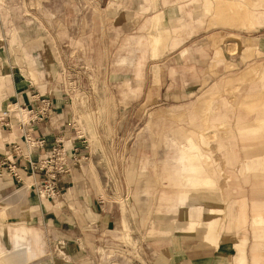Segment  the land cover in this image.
<instances>
[{
	"label": "crops",
	"instance_id": "obj_1",
	"mask_svg": "<svg viewBox=\"0 0 264 264\" xmlns=\"http://www.w3.org/2000/svg\"><path fill=\"white\" fill-rule=\"evenodd\" d=\"M27 1L31 4L38 0ZM47 1L38 2H45L43 13L48 17ZM60 1L96 3L98 14L104 9L101 7L103 0ZM192 1L184 0L179 10L191 5ZM254 4L252 7L245 0H207L204 7L213 10L224 23L238 20L248 24L255 16L250 13ZM38 13H42L41 10L27 8L13 11L10 17L0 14L3 18L0 22V115L8 110L10 122L9 126L0 123V163L14 161L20 175L18 180L6 165L0 166V209L8 226L0 230V251L14 249L18 242L23 244L26 261L21 264L31 260L26 264H242L236 245L245 239L247 242V236L244 233L239 239L229 231L231 228L246 230L247 199L243 189L235 183L236 178L232 179L233 165L229 166L225 180L227 217L219 216L224 211L220 204L205 197L215 196L220 189V168L212 150L206 148L210 139L215 140L220 152L224 150L225 141L236 138L255 143V147L251 144L244 147L245 154L252 159L264 158V129L245 132L253 127L254 111L248 113L238 106L239 90L245 84L233 90V100L231 95L221 96L216 103L212 94H208L203 99L212 110L207 120L195 121V114H191L189 119L193 126H180L173 132L172 140L178 143L172 156L175 162L168 164L164 172L174 190L163 193L167 206L165 202L154 204L159 178L145 170L149 157L144 156L141 166L133 169L131 147L125 149L124 146V152L119 155L115 141L106 138L101 129L94 127L92 119L87 118L88 109L75 101L80 92L66 85L65 67L77 65L62 55L69 43L57 42L47 28L40 32L34 22ZM152 18L157 23L163 16L155 14ZM197 22L202 20L197 18ZM67 34L62 31V35ZM230 43H233L231 49H235L228 51L234 54L236 42ZM212 46L214 52L216 48L220 50L215 42ZM77 49L71 47L72 51ZM220 54L222 56L221 51ZM225 86L224 80L216 86L215 92L226 90ZM46 103L49 105L47 117L24 129L19 127L13 107L37 108ZM232 116H235L233 129L227 124ZM222 123L228 125V129L225 134L216 136L215 128ZM25 132L34 139L44 138L46 143L29 152L28 157H15L12 145L14 142L23 144ZM201 133H213V137L202 144ZM188 137L206 156L200 159L195 151L184 150L195 147ZM56 140H62L71 168L68 174L60 176L59 195L50 198L36 188L41 174L31 172L29 162L46 156ZM224 154L229 164L236 162L233 150H224ZM195 161L204 168L202 176L214 181L215 192L192 189L185 182L190 175L189 170L184 171L185 164H196ZM251 169L248 159L241 162L240 173L246 182ZM260 173L258 170L253 174L257 188L256 195L251 198L253 216L264 214V177ZM202 195L203 200L199 198ZM251 226L254 231L252 222ZM256 232L258 235L259 230ZM255 238L249 259L244 249L246 264H264V240L259 236Z\"/></svg>",
	"mask_w": 264,
	"mask_h": 264
},
{
	"label": "rangeland",
	"instance_id": "obj_2",
	"mask_svg": "<svg viewBox=\"0 0 264 264\" xmlns=\"http://www.w3.org/2000/svg\"><path fill=\"white\" fill-rule=\"evenodd\" d=\"M38 1L29 4L27 0H0V14L10 17L13 11L37 8L42 12L34 19L38 30L42 32L47 28L48 34L57 42L69 43L62 55L77 65L65 67L67 88L80 92L75 101L88 109L87 114L90 115L87 118L92 119L94 127L101 129L106 138L115 141L119 155L124 152V146L125 149L131 147L133 169L141 166L144 156L149 157L145 170L159 178L157 193L152 201L154 204L164 203L163 193L174 190L164 172L168 164L175 162L172 156L178 143L172 140L173 132L180 126L192 127L191 114H195V121L207 120L212 110L203 99L208 94H212L216 103L221 96L231 95L233 100V90L245 84L239 90L241 98L238 106L248 113L254 111L253 127L245 132L264 129V0H245L252 7L255 3L254 10H250L255 16L248 24L238 20L224 23L213 10L205 9L207 0H193L197 4L192 1L181 11L179 7L184 0H111L115 3L103 0L101 7L104 9L99 14L96 3L67 4L49 0L46 2L48 17L43 13L45 2ZM155 14H161L163 19L154 22L152 17ZM197 18L202 22L198 23ZM62 31L68 34L62 35ZM231 41L236 42L234 54L230 53L235 49H231ZM213 42L220 50L216 48L214 52ZM247 46L249 49L245 50ZM71 47L79 50L72 51ZM224 80L226 90L215 92L216 86ZM234 121L235 116H232L227 123L229 128H234ZM228 125L218 124L216 136L225 134ZM212 137L213 133H201V143L206 144ZM188 140L195 147H186L185 151H195L200 159L206 156L192 138L188 137ZM210 141L206 148L212 150L220 168V189L215 196L205 198L220 204L224 211L219 216L223 219L227 217L225 180L229 166L233 165L232 179L236 178L235 183L243 189L247 199V222L246 230L231 228L229 233L236 234L239 239L246 234L247 242L245 239L236 245L240 262L246 264L244 249L249 259L255 236L264 240V214L253 216L255 213L251 205V198L257 190L253 174L261 170L260 174L264 177V158L252 159V156L246 155L244 147L252 142L236 138L231 142L225 141L223 147L225 151L231 149L236 153V162L229 164L224 150L220 152L215 140ZM246 159L253 169L247 182L240 173L241 162ZM202 169L204 171L203 166ZM201 188L202 191L215 192L216 186L211 179L210 184L196 190ZM199 198L203 200L204 196ZM3 217L0 209L2 231L8 227ZM214 225L215 222L212 234ZM262 254L264 256V248ZM0 261V264H6L9 258L0 256Z\"/></svg>",
	"mask_w": 264,
	"mask_h": 264
},
{
	"label": "built area",
	"instance_id": "obj_3",
	"mask_svg": "<svg viewBox=\"0 0 264 264\" xmlns=\"http://www.w3.org/2000/svg\"><path fill=\"white\" fill-rule=\"evenodd\" d=\"M49 105L43 104L37 108H27L26 106H15L13 111L16 113L19 127L24 129L27 125L37 122L47 117ZM8 110H5L0 115V123L9 126L10 122L7 119ZM46 141L44 138L34 139L29 132L23 135V144L14 142L12 145V152L15 157H28L29 152L42 148ZM77 160V159H75ZM6 165L9 171L16 179H20L17 171V166L14 161H2L0 166ZM70 164L68 162V155L62 146V140H56L51 147L49 153L40 158L37 162H29V169L31 172L38 171L41 174V181L36 184L39 192L50 198H55L59 195V179L60 176L68 174L70 171Z\"/></svg>",
	"mask_w": 264,
	"mask_h": 264
},
{
	"label": "bare ground",
	"instance_id": "obj_4",
	"mask_svg": "<svg viewBox=\"0 0 264 264\" xmlns=\"http://www.w3.org/2000/svg\"><path fill=\"white\" fill-rule=\"evenodd\" d=\"M195 163H200V162L195 161ZM185 165L186 167L184 168V171L185 170L190 171V175H187L188 177L186 178L187 180H185V182L188 183V185L191 186L192 189H196L197 187H200V186L202 187V185L207 184V183L210 184L211 182L210 177L202 176L203 169L200 164H194V162H189V163H186ZM197 202H201V201L198 200ZM25 254H26V248L23 244L19 242L16 243V246L14 249L11 248L5 251H0V256H5L9 258L8 264H21L25 262L26 261Z\"/></svg>",
	"mask_w": 264,
	"mask_h": 264
}]
</instances>
